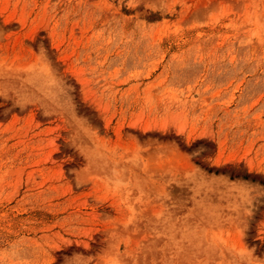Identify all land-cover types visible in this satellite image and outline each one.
<instances>
[{
  "label": "rangeland",
  "instance_id": "obj_1",
  "mask_svg": "<svg viewBox=\"0 0 264 264\" xmlns=\"http://www.w3.org/2000/svg\"><path fill=\"white\" fill-rule=\"evenodd\" d=\"M0 264H264V0H0Z\"/></svg>",
  "mask_w": 264,
  "mask_h": 264
}]
</instances>
